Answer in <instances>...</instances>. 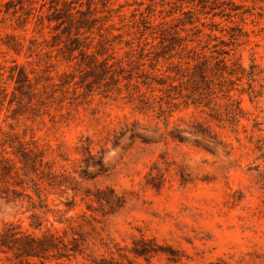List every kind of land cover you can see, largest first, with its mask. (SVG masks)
Segmentation results:
<instances>
[{"label": "rangeland", "instance_id": "obj_1", "mask_svg": "<svg viewBox=\"0 0 264 264\" xmlns=\"http://www.w3.org/2000/svg\"><path fill=\"white\" fill-rule=\"evenodd\" d=\"M67 1L83 12L90 7L92 22L76 15L74 23L82 24L78 37L87 38L95 61L66 48L65 0H0V87L7 92L0 132L33 142L67 177L61 190L38 181L49 209L40 230L30 227L26 200L0 192V235L14 224L38 237L67 231L68 240L73 234L57 221L62 215L83 236V253L32 263L125 262L146 239L157 250L150 264H171L169 248L179 264H264V0ZM221 59L244 69L222 89L197 76L205 60L215 71ZM16 65L39 81L46 105L9 104ZM199 87L214 90L212 102L185 97ZM198 123L215 142L192 136ZM0 156L21 166L8 145ZM99 158L104 172L95 176L91 164ZM96 190H112L122 207L101 206ZM27 193L37 201L31 188ZM0 264L23 263L0 253Z\"/></svg>", "mask_w": 264, "mask_h": 264}, {"label": "trees", "instance_id": "obj_2", "mask_svg": "<svg viewBox=\"0 0 264 264\" xmlns=\"http://www.w3.org/2000/svg\"><path fill=\"white\" fill-rule=\"evenodd\" d=\"M203 2L205 3L206 1ZM73 4V1L68 2L65 0L66 9L63 15L65 18H68L69 23H71L67 32V38L68 41L71 42V46L66 48L71 53V56L75 51H78L79 55L93 58L95 61V57L90 56L87 53V50L90 47V44L86 43L87 38H85L82 42L78 37L83 35V32H81L83 28L80 26L82 24L79 21L74 23L76 15H79V18H85L82 20V22H86V25L88 24V21L92 22V12L90 7H88L86 12H83L82 10H76ZM188 13L191 14V12ZM71 25L74 26V32H72ZM88 27H90V25ZM72 33H74L73 37H71ZM220 55H227V52H221ZM106 61L107 59L104 61L105 65L107 64ZM218 63L221 65L218 66ZM197 66L198 65L194 66V68ZM202 66L203 68L201 69V72L197 74V76L202 80V82L206 83L209 81L218 85L220 89L224 87L226 82H228L229 85H234V82L230 79L232 75H237L238 73L242 75L244 72V69L241 68L240 64H232L231 66L233 67L237 66V68L234 69L229 67L223 59L218 60L215 64V71L212 70L208 60H205ZM251 75L253 76V74H249V77H252ZM182 77H186L187 82H193L195 79L194 76ZM10 80L13 81L14 86L11 92L12 99L9 100V104L14 101L16 104H18V108L31 105L33 103L46 105L45 99L35 86L38 85L39 81L36 82V84L31 83V79L23 67L16 65L11 68ZM45 80L50 81L49 77H46ZM53 86V84L50 85V87ZM205 91L203 88L199 87L197 90H195V92L190 91L191 94L185 97L192 99L193 103H198L199 98H195L196 94H198L200 98H205L209 100V102H212L211 98L214 94V90L208 87ZM249 91L250 94H255V91L251 85H249ZM179 95L183 97L182 93H179ZM6 97V88L0 87V103L1 99L4 100ZM26 100L27 102H25ZM209 102H207L206 106L209 105ZM233 104L236 105L235 109L237 112H241V109L239 108V102H235ZM194 130L195 131L191 133L192 136L195 137L206 134L212 142H215V137L211 135L209 129L204 127L203 124L198 123L197 128ZM0 136H3L0 137V146L4 147L8 145L9 148L13 150V155L17 157L18 163L21 165L20 167L17 166V163L14 161V159L0 156V192L5 195V198L8 201L10 200L16 202L26 200L30 210H33L30 216L32 221L30 227L34 230H40L42 226V215H46L49 212V209L42 199V191L38 181L43 182L49 191L61 190L63 187L67 189L65 186L67 183V177L65 174H58L54 172L52 169V163L44 162L45 152L42 150H37L34 147L31 148V145L34 144L33 142L21 140L19 136L15 134L0 132ZM174 137L181 141L179 132H177ZM88 153L90 154V152ZM90 159L93 160L92 155H90ZM91 165L96 170L95 176L104 172L102 158L92 162ZM83 175L86 177V179L91 178L88 177L85 172H83ZM29 188H31L32 192L36 196L37 201L33 200V196L27 193V189ZM78 190V184H75V186L72 188L74 197H76ZM86 196L89 197V195ZM94 199L101 206H108L111 211L122 207L124 203V201L117 197L112 190H109V194L102 190H96ZM70 204L71 207L74 206L73 201ZM36 210H38L41 214L39 215L35 213ZM57 221L60 223L65 221L69 224L70 231L73 234L70 239H66L67 231H63V235H59L58 232L46 231L44 234L38 237L31 233L20 232L18 231V227L16 225L9 224L0 235V253L6 255L12 253L14 257L20 259V262L23 264H35L32 263V260H40L41 258L70 260L71 258L81 255L83 253L84 239L80 233L74 230V227L72 226V218H64L61 215ZM153 246L154 244L151 240L140 239L134 243V247L130 250L134 259H128L125 257L127 260L125 262L111 261L108 264H142L137 261L139 259H143L147 264H150L149 258L153 254L157 253V250H155ZM169 251L172 256L167 258V261L171 264H179L181 262V256L179 253L171 248H169ZM94 264L98 263L95 262Z\"/></svg>", "mask_w": 264, "mask_h": 264}]
</instances>
